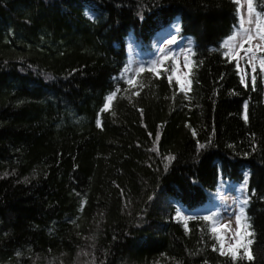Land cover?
Listing matches in <instances>:
<instances>
[{"label": "trees", "instance_id": "1", "mask_svg": "<svg viewBox=\"0 0 264 264\" xmlns=\"http://www.w3.org/2000/svg\"><path fill=\"white\" fill-rule=\"evenodd\" d=\"M240 23L238 0H0V264H232L193 213L220 179L248 200L236 264H264V73L221 47ZM171 27L187 93L172 57L148 71Z\"/></svg>", "mask_w": 264, "mask_h": 264}, {"label": "rangeland", "instance_id": "2", "mask_svg": "<svg viewBox=\"0 0 264 264\" xmlns=\"http://www.w3.org/2000/svg\"><path fill=\"white\" fill-rule=\"evenodd\" d=\"M239 4V10L241 15V21L244 23L245 29H255L256 24V18L257 15L253 11L251 14L252 23L249 24V13H248V5L247 0H238ZM264 18V16H263ZM241 24V23H240ZM173 31L174 29L171 27L169 30L164 31L161 33V36L159 38V41L156 42L154 52L151 53L149 58V65L157 67L160 65V62L163 60L164 57H172L176 64V76L177 78H183L187 75L188 77V69L184 68V64L188 63V55H189V42L184 39L183 41H178L176 44L170 43L172 41L173 37ZM241 28L239 26L238 29L234 31V33L231 35H236L237 39L235 41L236 48L233 51V55L239 54L240 57L244 56L243 50H240V38ZM255 31L252 32V35L255 36ZM230 36V37H231ZM229 39V38H228ZM227 39V40H228ZM247 37H244V40L246 41ZM261 43V41L257 39H253L251 44L253 47V50L255 51V45ZM176 45V46H175ZM249 47L248 43H244V48L247 49ZM228 51V49H227ZM185 57H187V61L185 60ZM259 52H257V60L255 61L256 65L259 66ZM143 57L142 54L139 53L135 47V45L130 46V64L128 67V71L133 74L137 69L141 66V61ZM248 63L251 65V54L246 57ZM239 64V70H242V59L236 60ZM240 188H243V185L235 184L228 180H222L220 179L219 182V195L215 202L213 204L206 205L202 208L196 209L195 212L203 211L205 213H208L210 216H214L215 223L217 225H228V228L223 229L219 234L224 237L225 244L232 243V236L236 229V222H235V215L239 212V208L242 204V201L245 199L244 191ZM188 216V212L181 209L179 211L178 217L181 219L183 217L184 219ZM183 220V219H181ZM213 224V222H212Z\"/></svg>", "mask_w": 264, "mask_h": 264}, {"label": "snow or ice", "instance_id": "3", "mask_svg": "<svg viewBox=\"0 0 264 264\" xmlns=\"http://www.w3.org/2000/svg\"><path fill=\"white\" fill-rule=\"evenodd\" d=\"M247 5H248V13H249V20L248 23L251 24L253 21L251 19V14L253 12V3L252 0H247ZM241 28V33H240V38H241V43H240V50H243L244 52V57L249 56L251 54V67H252V72L253 75L251 77V82L253 88H255L256 84V63L255 61L257 60V52H264V18L258 16L256 18V24H255V29H245L244 28V23L241 21L240 24ZM255 31V36L252 35V32ZM247 37L246 41L244 40V37ZM259 39L261 43L255 45V51L253 50L252 47V40L253 39ZM237 39L236 35H233L229 37L228 40L224 41V43L221 45L222 48L228 49V51L224 52V55L226 58L229 59V62L232 60H238V59H243L244 57H240L239 54L237 53L236 55H233V51L236 48L235 41ZM248 43L249 47L247 49L244 48V43ZM170 43H175V39L170 41ZM169 59L168 57H164L163 60ZM163 60L160 62V67H152L149 68L148 71L156 73L159 75V72L161 70V67L163 66ZM185 60L187 61V57H185ZM237 69H239V64L237 63L236 65ZM184 68L189 70V74L191 72V66L189 63L184 64ZM145 71V69L140 68L136 72V77L140 75ZM259 71L261 73H264V57L259 58ZM171 72L173 74L176 73V69L172 68ZM245 75L241 76L240 83L245 85L247 87V82L245 79ZM169 82L172 81L173 76L169 75L168 76ZM129 86H135L136 85V78H131L127 79L126 81ZM176 83L179 85V90L181 92L187 93L188 91L191 90V84L190 80L188 79L187 75L185 77L177 78ZM142 87V85H141ZM118 91V90H117ZM138 94V93H134ZM116 96V92L114 91L111 95L107 97L108 103L104 105L105 109L109 108L110 103L112 102L113 98ZM245 109H247V104H245ZM245 119H247V116L245 115ZM99 125V122H98ZM158 139V137H157ZM248 200L244 199L242 201V204L239 208V212L234 214L235 215V222H236V229L235 232L232 236V243L230 244H225L224 237H222L219 233L223 230L228 228V225H217L215 223V217L214 216H204L203 219L205 221H211L213 222L212 227L210 228V231L214 234V238L216 240L217 245L219 246L218 248L214 246L213 250L214 251H219L220 255L222 256H228L231 258L232 264H236L237 260H242L247 258L248 261H252L254 259L252 252H251V245L253 243L252 236L253 233L250 230L251 225L248 223V217L245 215V206L247 205ZM181 219H184L181 217Z\"/></svg>", "mask_w": 264, "mask_h": 264}]
</instances>
